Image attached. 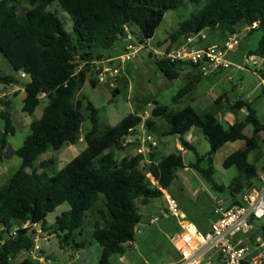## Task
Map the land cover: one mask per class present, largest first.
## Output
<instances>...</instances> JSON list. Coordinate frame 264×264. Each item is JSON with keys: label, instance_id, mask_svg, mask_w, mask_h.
Masks as SVG:
<instances>
[{"label": "trees", "instance_id": "obj_1", "mask_svg": "<svg viewBox=\"0 0 264 264\" xmlns=\"http://www.w3.org/2000/svg\"><path fill=\"white\" fill-rule=\"evenodd\" d=\"M22 1L30 6L24 15L19 14ZM190 1L200 3L203 0ZM185 2L0 0V52L17 73L28 77L24 83L26 98L22 111L33 115L41 101L47 100L42 116L31 123L28 137L16 152L21 159L20 168L5 187L0 186V264H34L36 261L32 258L21 261L18 258L34 248L35 227L38 226L44 234L55 236L62 249L75 252L97 242L102 249L100 264H110L113 255H125L131 249L127 244L135 242L142 221L140 207L163 197L180 169L193 168L211 181L215 174L214 156L227 143L245 142L244 148L233 152L223 162L224 168L235 167L239 172L229 187L232 199L237 200V195L255 188L260 158L252 162L250 156L264 145V123L249 102L240 100L231 106L232 110L246 109L247 116L227 126L213 114L200 116L192 106L176 111L168 106L154 107L152 116L168 122L170 130L167 133L178 135L185 150L195 149L183 138L193 128H199L208 141L210 151L198 156L197 163L187 166L181 152L162 158L151 153L149 162H145L143 156L119 158L117 152L124 150L122 139L143 123V117L130 114L100 133L97 109L90 101L84 103L85 98L75 99L88 73L95 68L91 62L102 59L95 51L112 49L128 33L134 32L140 44H144L155 35L166 12L178 9ZM55 3L72 20L75 36L65 30L56 13L48 10ZM254 23L258 25L249 34L255 30L263 32L254 55L264 60V0H207L202 10L171 34V44L207 29L220 31L228 38L240 27ZM82 64L85 66L80 69ZM156 64L165 78L183 77L185 81L172 99L175 104L190 97L203 78L197 66L189 62L171 61L164 56L156 60ZM262 74L264 77L263 71ZM0 81L15 82L13 76L3 75L1 71ZM96 85L93 81V86ZM0 104L3 108L0 118L4 123L0 139V159L3 160L9 135L15 134L16 126L11 102L3 100ZM83 107L93 124L92 131L84 137L87 146L57 175H51L46 168L53 161L39 163L40 158L51 148L60 150L66 144H78L84 121ZM146 124L151 131L156 126L152 118ZM248 126L253 127L250 137L244 133ZM204 160L208 163L206 169L199 165ZM214 187L221 192L224 190V186L216 183ZM100 201L106 208L99 212L104 224L97 222L88 231L89 213ZM64 203L69 204V210L57 216L54 224H49L48 216ZM233 204L240 202L237 200Z\"/></svg>", "mask_w": 264, "mask_h": 264}, {"label": "rangeland", "instance_id": "obj_2", "mask_svg": "<svg viewBox=\"0 0 264 264\" xmlns=\"http://www.w3.org/2000/svg\"><path fill=\"white\" fill-rule=\"evenodd\" d=\"M21 3L22 4L19 6V14L24 15L30 6L25 1ZM206 3L207 0H203L200 3L186 0L178 9L167 11L163 23L157 28L155 35L144 44H140L134 32L132 35L135 44L143 46V48L128 62L121 63L120 60V56L127 53L125 49L127 42L124 39L119 40L112 49L100 50L105 56L115 57L112 62L107 64V67L111 70L118 69V76L114 79L106 76L105 80L101 82L99 81L98 75H94V70L87 75L83 87L75 96L76 100L85 98L86 100L83 101L84 103L90 101L97 109L100 133L109 130L130 114H140L147 120L152 118L156 122V126L151 133L157 138L160 144L166 141L170 143H168V145H170L169 149L166 150L163 147L161 148L158 158H162L172 153L181 152L178 149L180 140L177 135H170L167 133L170 129V125L166 120L152 116V111L157 105L168 106L170 110L175 111L186 106H192L197 110L200 116L205 117L207 114L220 116L222 112H225L227 115L229 106L242 100L252 104V107L256 110L258 119L264 123V77L262 74V71L264 72V60L254 55L259 48L263 36L261 30H255L251 34L246 31L242 33L239 31L241 46H238L236 51L229 55L233 66L211 76L203 77L190 97H186L176 104L172 101L178 91L185 85V81L183 77L175 80L165 78L160 72L156 60H160L165 56V53L173 50L178 44L183 43L184 39L182 38L171 44V34H173L184 21L202 10ZM48 10L56 13L63 22L65 30L71 36H75L73 22L60 6L55 3L51 5ZM242 28L243 27H240L239 29L241 30ZM204 33L206 35L205 39L199 40L196 38L194 44L196 48L225 45L226 34L210 29L205 30ZM170 44L171 46H169ZM168 46L170 48L169 51ZM160 53H163V55ZM0 55V68L6 70V66L10 67L11 64L2 54ZM251 55L254 56L255 62L248 59ZM94 69H96V67ZM186 71L183 72L182 75H185ZM93 81L97 82L96 86H93ZM218 98L222 100L218 102ZM20 101V99H15L13 101V117L15 120L16 132L14 135H9L7 147L3 154V160L0 159L1 187H5L8 184V180L21 166V159L17 156L16 152L29 135L30 127L26 124L28 122L27 120L33 122L35 119L40 118L47 105V100L43 99L35 113L29 115L27 113H21ZM240 112L241 114H238V112L233 111L232 118L236 115L238 118L237 120L244 119L247 115L246 109ZM82 113L84 121L79 132L78 144H66L60 150L51 148L40 158L39 163L48 160L53 161V164L46 168V172L49 174L57 175L68 162L76 158L86 148L87 144L84 141V137L92 131L93 124L89 112L85 107L82 108ZM19 115H23L27 120L23 121ZM218 118L225 126L229 124L227 119H222V117ZM0 127L2 129L0 135L1 139L4 133V123L1 118ZM245 133L247 136H251L253 127L248 126ZM244 145V141H239L234 146H226L217 152L218 154L214 156L215 174L211 181H207L193 168H188L187 170L180 169L178 171V177L166 191V196L170 195L176 199L180 214L185 215V221L199 224L213 218L212 201L206 197L204 192L198 195V191H196L198 188L203 189L204 187L212 194L218 196V199H223L225 204L232 199L229 187L232 180L239 175V172L235 167L229 169L224 168L223 162L227 158L229 152L239 150L243 148ZM193 146L195 148L194 150L187 149L186 152H181L185 165L187 166L191 163H197L198 156L202 157L210 151V145L204 138L201 130ZM258 156L261 159L257 162V166L261 167L264 164V145L261 146L260 151H254L252 153L250 160L254 162ZM39 163L37 164V168L39 167ZM199 165L203 169L208 168V163L205 160L201 161ZM6 167H8L7 171L5 170ZM214 183L224 186V190L222 192L216 190ZM203 191L205 190L203 189ZM236 197L237 200L240 199L239 195ZM102 205L105 204L100 201L95 206V210ZM165 207V196L153 199L146 206L140 207L142 221L139 225V232H137L135 238L136 248L129 249L123 256L113 255L110 259V264H143L144 260H149L150 264H165L176 259L178 253L172 239L176 233V221H178V219L163 217L162 212ZM69 208L70 206L68 203L59 206L54 213L48 216V221L54 224L57 215H61L63 212L68 211ZM152 220L155 221L152 222ZM256 224L259 228H262L264 219L256 222ZM38 229H40V227L37 228V230ZM48 236L50 235L44 233L41 235L42 240L39 242L41 250H39V252L45 250V254L50 256L53 264H71V261L75 264H83V259H76L73 250L68 248L62 249L55 236L49 240L50 244L46 245L43 239L45 240ZM92 245H94V247ZM85 253V257L88 256L90 264H100L102 249L97 242L88 245ZM122 257L125 258L121 259ZM24 258H31V256L26 254L22 259ZM20 260L21 258L18 259V261ZM34 264L39 263L35 262Z\"/></svg>", "mask_w": 264, "mask_h": 264}, {"label": "built area", "instance_id": "obj_3", "mask_svg": "<svg viewBox=\"0 0 264 264\" xmlns=\"http://www.w3.org/2000/svg\"><path fill=\"white\" fill-rule=\"evenodd\" d=\"M257 25L254 23L241 30L238 29L235 34L227 38L224 46L212 45L207 48H196L194 46L196 38L205 39L206 35L204 32L191 35L173 50L165 53V57L171 61L192 63L197 66L203 77L211 76L233 66L229 55L235 52L241 44L239 31L249 33ZM124 40L127 42L125 47L127 53L120 56L121 63L132 60L142 49V46L135 44L131 33H128ZM160 54L163 55V53ZM248 59L255 62L253 55ZM108 63L109 61L104 67L97 69L101 82L106 76L113 79L118 76L119 70H111L107 67ZM94 64L98 65L99 62ZM84 66L85 64H82L80 69ZM22 77H26V74L22 73ZM146 121L147 119L143 117V123L122 139L123 158L143 156L144 161L149 162V155L159 147L160 143L151 133ZM259 181V187L246 190L240 195V204L226 208L224 200L217 199L213 211L215 219L207 231L200 230L193 222L185 221V215L180 214L176 199L170 195L165 196L166 207L162 215L165 218L175 217L180 227L179 233L173 238L180 254L177 264H203L211 254H217L223 264H264V241L262 239L258 241L257 252L251 259H248L252 250L246 238V235L253 230L254 222L264 219V170L259 173ZM42 234L43 232L38 229L34 248L29 252L34 259H36L35 253L41 250L39 242L42 240ZM43 241L49 243V238L46 237ZM127 246L133 248L134 243H128Z\"/></svg>", "mask_w": 264, "mask_h": 264}, {"label": "crops", "instance_id": "obj_4", "mask_svg": "<svg viewBox=\"0 0 264 264\" xmlns=\"http://www.w3.org/2000/svg\"><path fill=\"white\" fill-rule=\"evenodd\" d=\"M26 14V13H25ZM203 32H205V31H203ZM226 40H227V38H226ZM240 46H241V44H240ZM142 48H143V46H142ZM96 53L95 54H101L102 55V59L101 60H95V61H92L91 62V64H93V65H95L94 63H97V62H99V64L98 65H95V67H96V69H98V68H101V67H104L105 66V63L106 62H110V61H112L113 59H115V57H113V56H105L102 52H100V51H95ZM0 54H2L1 52H0ZM3 55V54H2ZM1 56V55H0ZM6 59V58H5ZM0 60H1V58H0ZM7 60V59H6ZM6 70H4L3 68H0V71L2 72V74L3 75H8V76H13L14 77V80H15V82H13V83H10V84H5V83H2L1 81H0V102L1 101H9V102H11V105H12V110H11V114H12V119H13V121L15 122V120H14V117H13V101L15 100V99H20L21 101H20V109H21V113H23V111H22V108H23V105H24V100H25V98H26V91H25V88H24V83H26L27 81H28V77L26 76V77H22V73H17L15 70H14V68L10 65V67H7L6 66V68H5ZM96 69H94V67H93V69L88 73V74H90V73H92L94 70V75H98L97 74V71H96ZM119 79V78H118ZM263 82H264V79H263ZM231 106L232 105H230L229 106V108L227 109L228 110V114L226 115V113L225 112H222L221 114H220V116L219 115H217V117H222V119H227L228 121H229V124H233L234 122H236V121H243L245 118H246V116H245V118L244 119H239V120H237L238 118H237V116L236 115H234V118H232V116H233V111L235 112H238V114H241V112L240 111H242V110H244V108L243 109H239V110H232L231 109ZM3 108H2V106H1V104H0V110H2ZM228 115H229V117H228ZM216 116V115H215ZM19 117L20 118H22V120L23 121H26L27 120V118L26 117H24L23 115H19ZM39 119V118H38ZM35 120H37V119H35ZM28 122L26 123L29 127H30V125H31V121H29V120H27ZM155 122V121H154ZM156 123V122H155ZM247 129V128H246ZM246 129H245V131H246ZM170 130V129H169ZM1 132H2V129H1V127H0V135H1ZM202 132V131H201ZM245 133V132H244ZM199 134H200V129L199 128H193L191 131H189L187 134H185L184 136H183V138L189 143V144H191V146H193V144L195 143V140H196V138L199 136ZM203 134V133H202ZM245 135H246V133H245ZM178 136V135H177ZM204 136V135H203ZM247 136V135H246ZM248 137H250V136H248ZM178 138H179V140H180V137L178 136ZM260 140H261V138H260ZM237 142H239V141H237ZM237 142H234V143H227L226 145H224L222 148H224V147H226V146H234L235 144H237ZM168 141H166V142H163L162 144H160L159 145V147L153 152L154 153V155L156 156V158H158V155H159V152L161 151V148L163 147L164 149H169V147H170V145H168ZM170 144V143H169ZM245 146V145H244ZM244 146H243V148H244ZM194 147V146H193ZM222 148L220 149V150H222ZM178 149L181 151V152H186V150L182 147V145H181V142H179L178 143ZM183 149V150H182ZM242 149V148H241ZM219 150V151H220ZM218 151V152H219ZM237 151V150H236ZM233 152H235V151H233ZM233 152H229V154H228V156L231 154V153H233ZM263 152V151H262ZM120 153H121V156H120ZM119 153V158H123L124 156V151H121ZM218 154V153H217ZM227 156V157H228ZM251 157V156H250ZM260 157L258 156L257 158H256V161H257V159H259ZM263 158V157H262ZM261 159V158H260ZM254 162H255V160H254ZM258 167V166H257ZM259 168V173L261 172V171H263L264 170V164H263V166H261V167H258ZM7 169H8V167H6L5 168V170L7 171ZM186 170L188 169V167L187 168H185ZM9 181V180H8ZM256 185H255V187H259V185H260V181H259V179H258V181L255 183ZM203 189L205 190V191H203ZM203 189L202 188H198V189H196V191H198V195H200V193L201 192H204L205 194H206V197L208 198V199H210L211 201H212V204H213V207H212V213H213V209H214V203H215V201L219 198L218 196H216L215 194H212L210 191H208L207 189H205L204 187H203ZM196 191H195V193H196ZM166 191H164V196H166ZM239 202H240V199L238 200ZM237 202V200H234V199H230L229 201H227V203L225 204V206H226V208H230L231 206H232V204L233 203H236ZM233 205H235V204H233ZM164 207V206H163ZM104 209H106L105 208V206L104 205H102V206H100L98 209H96V210H94V211H91L90 213H89V216L91 217L90 218V223L91 224H88L87 223V230L88 231H90V227H92L95 223H97V222H99V223H101V224H104V222H103V219L101 218V216H100V214H99V212H100V210H104ZM184 215V214H183ZM57 216H60V215H57ZM173 218H175V217H173ZM214 214H213V218L210 220L209 219V221H204V222H201V223H199V224H195L200 230H202V231H207V230H209V228H210V225H211V223H212V221L214 220ZM177 220V219H176ZM262 221V220H261ZM256 222H258V221H256ZM256 222H254V228H253V230L248 234V235H246V238H247V241H248V243H249V245H250V247H251V250H252V252H251V254H249L248 255V259H251L252 258V256L257 252V244H258V241L260 240V239H262L263 241H264V225L262 226V228H259L258 227V225L256 224ZM150 223H151V220H150ZM176 223H177V226H176V233H175V236L174 237H176V235L179 233V230H180V227H179V225H178V221H176ZM49 224H51L50 222H49ZM36 229L37 228H39V227H35ZM138 232H139V227H138ZM52 237H54V236H48V238H49V240H51V238ZM173 237V238H174ZM173 240V242H174V239H172ZM43 242V241H42ZM45 244L46 245H49L50 243H47V242H45ZM175 244V243H174ZM93 247H94V245H92ZM175 246V248H176V250H177V253H178V256L176 257V259L174 260V261H172V262H168V263H165V264H177L178 263V261L180 260V254H179V251H178V249H177V247H176V245H174ZM88 248V246L86 247V248H82V249H80V250H78V251H75V256H76V259L77 258H82L83 259V264H90V261L88 260V256L87 257H85L86 256V249ZM133 248L135 249L136 248V245H135V242H134V246H133ZM132 249V248H131ZM26 254H28V255H30L31 256V254L29 253V252H23L20 256H19V258L18 259H20L21 258V260H23L22 258L26 255ZM34 257H36V259H34L32 256H31V258L33 259V260H35L37 263H39V264H53V262L51 261V259H50V256H48V255H46L45 254V250H42L40 253H35V255H34ZM125 257H122L121 259H124ZM25 259V258H24ZM20 260V261H21ZM71 264H75V263H73V261H71ZM143 264H150V261L149 260H144L143 261ZM203 264H223L222 263V261H221V259H220V257L217 255V254H211L210 255V257L209 258H207L204 262H203Z\"/></svg>", "mask_w": 264, "mask_h": 264}]
</instances>
